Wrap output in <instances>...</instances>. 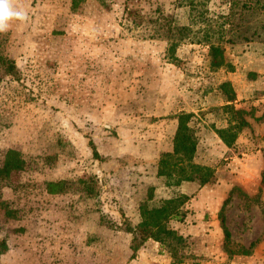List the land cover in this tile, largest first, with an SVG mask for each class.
I'll return each mask as SVG.
<instances>
[{"label":"rangeland","instance_id":"374dc122","mask_svg":"<svg viewBox=\"0 0 264 264\" xmlns=\"http://www.w3.org/2000/svg\"><path fill=\"white\" fill-rule=\"evenodd\" d=\"M187 2L15 0L28 19L0 33V167L9 149L27 164L0 179V238L10 251L0 264H171L166 245L135 231L150 187L156 204L190 196L185 220L168 223L184 237L181 264H264V41L226 45L234 70H213ZM226 81L235 108L249 112L231 147L215 131L231 117ZM181 112L196 116L195 161L214 169L204 186L167 187L157 176ZM51 182L63 183L60 193L48 191ZM228 198L233 254L220 220ZM253 242L251 255L238 253Z\"/></svg>","mask_w":264,"mask_h":264},{"label":"trees","instance_id":"16d2710c","mask_svg":"<svg viewBox=\"0 0 264 264\" xmlns=\"http://www.w3.org/2000/svg\"><path fill=\"white\" fill-rule=\"evenodd\" d=\"M83 0H73V7L76 8ZM213 0H188L189 22L191 26H199L201 41L208 47L210 66L213 70L228 69L233 71L234 66L226 58V45H235L239 42H249L253 40L264 41V0H223L224 9L215 11L211 9ZM129 15L143 23H151L152 19L144 18L136 10L129 11ZM166 34V38L171 40L172 25L167 19L161 26ZM160 27V30H161ZM177 43H170L169 57L174 60ZM1 60V57H0ZM1 71V70H0ZM6 72L9 68L6 67ZM250 78L255 79L258 74L250 72ZM1 81V76H0ZM220 88L227 97L228 104L223 106V110L231 115L228 119V126L225 128H215L220 139L229 147L233 146L240 131L248 126L245 115L249 112L243 109H236L233 102L236 100V92L232 83L223 82ZM195 114L191 112H181L178 115V125L173 139V149L170 152L162 153L157 167L158 178L164 180L167 187H180L191 182H196L204 186L212 180L214 169L199 164L195 161L199 137L195 125ZM94 156L100 155L93 143ZM26 160L22 153L16 149H9L0 167V179H9L14 172L23 171L26 168ZM62 182L48 183V191L60 193ZM96 188V187H95ZM95 188L90 185L86 188L89 196H95ZM154 187L148 189L147 198L139 205L140 221L135 231L144 236V239H153L162 245H166L171 253L173 261L171 264H181L183 257L179 253V246L184 244V237L168 227L170 221L183 222L186 212L183 206L190 199L186 194H179L156 204L154 202ZM230 198V197H229ZM229 198L224 202L220 212L221 225L225 236V249L231 241V233L226 225L224 209ZM10 214L14 215L13 211ZM107 225L114 226L113 222ZM113 228V227H110ZM131 230V229H130ZM128 230V231H130ZM135 241V238H134ZM256 246L253 242L249 247H241L238 253L251 255L252 249ZM136 253L138 244L133 246ZM9 251V244L6 239L0 238V258Z\"/></svg>","mask_w":264,"mask_h":264},{"label":"clouds","instance_id":"9594fccd","mask_svg":"<svg viewBox=\"0 0 264 264\" xmlns=\"http://www.w3.org/2000/svg\"><path fill=\"white\" fill-rule=\"evenodd\" d=\"M28 19L26 11L17 7L15 0H0V33L7 32L14 21Z\"/></svg>","mask_w":264,"mask_h":264},{"label":"crops","instance_id":"0c3cea01","mask_svg":"<svg viewBox=\"0 0 264 264\" xmlns=\"http://www.w3.org/2000/svg\"><path fill=\"white\" fill-rule=\"evenodd\" d=\"M9 252H10V251H9ZM9 252H8V253H9ZM4 255H5V254H4Z\"/></svg>","mask_w":264,"mask_h":264}]
</instances>
